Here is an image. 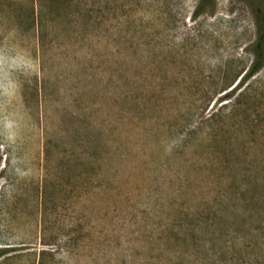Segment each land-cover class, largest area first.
<instances>
[{
    "label": "rangeland",
    "instance_id": "obj_1",
    "mask_svg": "<svg viewBox=\"0 0 264 264\" xmlns=\"http://www.w3.org/2000/svg\"><path fill=\"white\" fill-rule=\"evenodd\" d=\"M256 7L0 0V264H264Z\"/></svg>",
    "mask_w": 264,
    "mask_h": 264
},
{
    "label": "trees",
    "instance_id": "obj_2",
    "mask_svg": "<svg viewBox=\"0 0 264 264\" xmlns=\"http://www.w3.org/2000/svg\"><path fill=\"white\" fill-rule=\"evenodd\" d=\"M212 0H200V7L203 4L211 3ZM199 10V9H198ZM255 11L259 15V18L256 20V27H257V39L252 46V50L255 54V62L253 63L252 67L250 68L249 72L242 78V80H246L253 76L262 66L264 61V16L263 12L259 9V7L255 8Z\"/></svg>",
    "mask_w": 264,
    "mask_h": 264
}]
</instances>
